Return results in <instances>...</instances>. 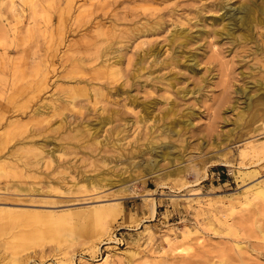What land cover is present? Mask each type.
I'll return each mask as SVG.
<instances>
[{
	"label": "rangeland",
	"instance_id": "rangeland-1",
	"mask_svg": "<svg viewBox=\"0 0 264 264\" xmlns=\"http://www.w3.org/2000/svg\"><path fill=\"white\" fill-rule=\"evenodd\" d=\"M237 2L0 0V264H264V23Z\"/></svg>",
	"mask_w": 264,
	"mask_h": 264
},
{
	"label": "bare ground",
	"instance_id": "bare-ground-1",
	"mask_svg": "<svg viewBox=\"0 0 264 264\" xmlns=\"http://www.w3.org/2000/svg\"><path fill=\"white\" fill-rule=\"evenodd\" d=\"M228 3H226V4H222L221 6H220V8H224L226 5H227ZM230 7V6H229ZM230 8H232L233 10L235 9V12L233 13V12H231V11H229L228 10V12L226 13L227 15V18H229L230 19V24L232 25V26H235V29H240V30H243V31H246L247 29H250V27H251V24L253 23V22H256V21H258V22H263L264 23V19H263V14H264V7L263 6H261V5H257V3L254 1V0H251V2H237V4L234 6V7H230ZM9 10H12V6H10L9 7ZM14 10V9H13ZM12 10V11H13ZM222 18V17H221ZM227 23H228V21H227ZM157 25H158V23H156V25L154 24V27H155V29L157 28ZM227 25V24H226ZM229 28V30H231V26L230 27H228ZM32 29V27H29V28H27V31L28 30H31ZM29 32H31V31H29ZM26 33V32H25ZM243 34V33H242ZM186 63V62H185ZM184 63V64H185ZM188 64V63H187ZM115 75H116V73H114ZM114 74H112V73H108V76L110 77V78H114L115 77V75ZM83 89H80L79 91H76L74 94L75 95H82L83 94ZM148 105V104H147ZM104 120V119H103ZM102 120V121H103ZM169 145V144H168ZM171 145V144H170ZM161 146V145H160ZM162 146L163 147H165L166 145H163L162 144ZM167 147V146H166ZM170 147V146H169ZM151 148V147H150ZM149 148V149H150ZM155 148H156V146H155ZM152 149V148H151ZM166 149V148H165ZM164 149V150H165ZM169 151V150H168ZM134 152V151H133ZM139 152V151H138ZM157 152V151H156ZM160 152V151H159ZM164 152V151H163ZM166 152V151H165ZM170 152V151H169ZM136 153V152H135ZM161 154V153H160ZM166 154H167V152H166ZM132 155V154H131ZM153 155V154H152ZM151 155V156H152ZM164 155H165V153H164ZM171 154H168L167 155V157L168 156H170ZM173 155V154H172ZM159 156H162V155H159ZM174 156V155H173ZM156 157H158V156H156ZM155 157V158H156ZM164 157V156H163ZM172 157V156H171ZM162 158V157H161ZM165 158V157H164ZM164 158H162V159H164ZM150 159V158H149ZM151 160V159H150ZM133 162V161H132ZM149 162V161H148ZM153 162V161H152ZM149 164V163H148ZM151 164V163H150ZM152 165V164H151ZM134 168V167H133ZM151 169V168H150ZM135 192V191H134ZM151 210H152V213L154 212L153 211V208H151Z\"/></svg>",
	"mask_w": 264,
	"mask_h": 264
},
{
	"label": "trees",
	"instance_id": "trees-1",
	"mask_svg": "<svg viewBox=\"0 0 264 264\" xmlns=\"http://www.w3.org/2000/svg\"><path fill=\"white\" fill-rule=\"evenodd\" d=\"M222 178H223V176H222Z\"/></svg>",
	"mask_w": 264,
	"mask_h": 264
}]
</instances>
